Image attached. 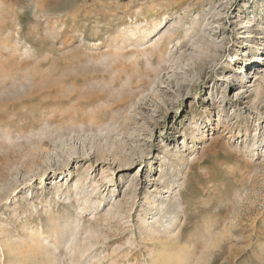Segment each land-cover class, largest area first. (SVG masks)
Here are the masks:
<instances>
[{
  "label": "rangeland",
  "instance_id": "obj_1",
  "mask_svg": "<svg viewBox=\"0 0 264 264\" xmlns=\"http://www.w3.org/2000/svg\"><path fill=\"white\" fill-rule=\"evenodd\" d=\"M55 217L57 259L4 248ZM180 249L264 264V0H0V264Z\"/></svg>",
  "mask_w": 264,
  "mask_h": 264
},
{
  "label": "bare ground",
  "instance_id": "obj_2",
  "mask_svg": "<svg viewBox=\"0 0 264 264\" xmlns=\"http://www.w3.org/2000/svg\"><path fill=\"white\" fill-rule=\"evenodd\" d=\"M182 186V185H181ZM170 190V189H169ZM179 193V192H178ZM179 196V195H178ZM177 194L175 195V200L171 201L168 200L165 203V207L163 209V212L165 215H168L169 217H175L177 215H179L181 212H183V204L181 202H179ZM156 202V201H155ZM151 203V202H150ZM156 204V203H155ZM163 204V203H162ZM158 206V205H157ZM62 217V216H61ZM164 217V216H163ZM173 217V218H174ZM57 217H55V219L53 220V226H52V230H51V234H49V242H45L42 241V233L39 232H34L33 228H28L27 230H29V233L27 234V237L24 239H19L20 241H15V239L13 240H8L3 246L4 248L6 247L7 249L9 248V250H12L13 248L18 249H25V251L27 253H41L43 256L48 257V258H53V259H57L58 255L56 252H60V250L62 248L65 247V239L66 236L72 231V226L71 223L69 221H64L65 223H63L60 219H56ZM159 219V218H158ZM66 220V219H65ZM173 220V219H172ZM147 221V220H146ZM163 222V221H162ZM160 220L154 222V224H150L151 230H150V234L152 235V238H154V240L158 239V236L161 234V230L162 233L163 231H166V233H168L167 231L170 230V227L168 228H164L163 223ZM147 223V222H144ZM165 225V224H164ZM148 226V223L146 224V229ZM170 226V225H169ZM173 226V225H172ZM149 227V228H150ZM161 227L163 229H161ZM37 231V230H36ZM147 231V230H146ZM73 233L75 232L72 231ZM71 232V233H72ZM70 233V235H71ZM72 233V234H73ZM164 234V233H163ZM169 234V233H168ZM74 235V234H73ZM72 235V236H73ZM150 235V236H151ZM180 235V234H179ZM172 236H170L171 238ZM45 238V237H44ZM80 238V237H79ZM169 238V239H170ZM180 238V237H179ZM86 240V239H85ZM172 240V239H171ZM174 240V239H173ZM28 241L31 243L28 244ZM48 241V239H47ZM170 241V240H169ZM178 241V240H177ZM180 241V239H179ZM178 241V243H179ZM88 244L84 241H77L76 244L74 245V254H75V258L78 259H86V254L90 251L89 246L91 245L89 243V240H87ZM168 242V241H167ZM171 244V243H170ZM173 244V243H172ZM171 244V245H172ZM67 245V244H66ZM89 245V246H88ZM166 245V244H164ZM169 245V243H168ZM2 247V245H1ZM66 248V247H65ZM185 249V248H184ZM184 249H180L178 252H174V253H169V254H164L163 253H159V255L156 256L155 261L156 263L160 262V264H164L161 263L162 261H168L170 262L171 260H175L178 261V264H182L181 261H184L185 264V250ZM20 251V249H18ZM73 250V249H72ZM175 250V249H174ZM23 251V250H22ZM169 251V250H168ZM187 253V252H186ZM61 253H59L60 255ZM90 255V254H89ZM73 262V261H72ZM174 262V261H173ZM76 263V262H75ZM74 263V264H75ZM102 264L101 261H99V264ZM176 263V262H175ZM87 264H92L90 262H87ZM171 264V263H168ZM177 264V263H176Z\"/></svg>",
  "mask_w": 264,
  "mask_h": 264
}]
</instances>
